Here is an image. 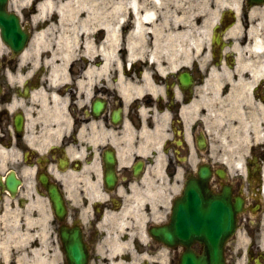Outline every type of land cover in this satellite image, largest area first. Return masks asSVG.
Listing matches in <instances>:
<instances>
[{
    "label": "flooded vegetation",
    "instance_id": "af4514ba",
    "mask_svg": "<svg viewBox=\"0 0 264 264\" xmlns=\"http://www.w3.org/2000/svg\"><path fill=\"white\" fill-rule=\"evenodd\" d=\"M95 1L0 0V264H264V0Z\"/></svg>",
    "mask_w": 264,
    "mask_h": 264
},
{
    "label": "bare ground",
    "instance_id": "6f19581e",
    "mask_svg": "<svg viewBox=\"0 0 264 264\" xmlns=\"http://www.w3.org/2000/svg\"><path fill=\"white\" fill-rule=\"evenodd\" d=\"M69 3H90V4H93V3H96L95 0H67ZM129 3L131 5V7L133 8V10H138L140 6H143L142 4H144L145 6V11H144V14L143 16L145 18L149 17V0H129ZM147 6V7H146ZM136 28H142L143 24L139 21H137L136 23ZM130 35L132 36H138L140 35V31L139 30H135V31H132L130 33Z\"/></svg>",
    "mask_w": 264,
    "mask_h": 264
},
{
    "label": "water",
    "instance_id": "95a60500",
    "mask_svg": "<svg viewBox=\"0 0 264 264\" xmlns=\"http://www.w3.org/2000/svg\"><path fill=\"white\" fill-rule=\"evenodd\" d=\"M187 193L190 194L191 199L193 200V197H194V192H193V190L190 189V190L187 191ZM191 259H192L193 262H191L190 264H194V260H193V258H191ZM186 264H188V263H186Z\"/></svg>",
    "mask_w": 264,
    "mask_h": 264
}]
</instances>
